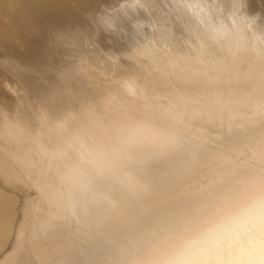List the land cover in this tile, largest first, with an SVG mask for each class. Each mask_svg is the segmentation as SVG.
<instances>
[{
    "label": "bare ground",
    "instance_id": "bare-ground-1",
    "mask_svg": "<svg viewBox=\"0 0 264 264\" xmlns=\"http://www.w3.org/2000/svg\"><path fill=\"white\" fill-rule=\"evenodd\" d=\"M264 264V0H0V264Z\"/></svg>",
    "mask_w": 264,
    "mask_h": 264
},
{
    "label": "clouds",
    "instance_id": "clouds-1",
    "mask_svg": "<svg viewBox=\"0 0 264 264\" xmlns=\"http://www.w3.org/2000/svg\"><path fill=\"white\" fill-rule=\"evenodd\" d=\"M248 223L244 216L226 217L210 225L200 240L193 245L192 255H190L184 264H205L198 260L196 253L201 248L219 250L227 249L243 239L245 229Z\"/></svg>",
    "mask_w": 264,
    "mask_h": 264
}]
</instances>
